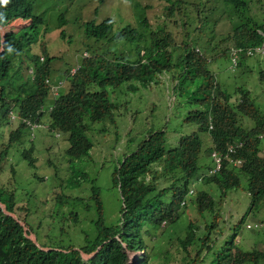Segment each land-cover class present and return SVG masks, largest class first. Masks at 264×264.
Segmentation results:
<instances>
[{
	"label": "trees",
	"instance_id": "16d2710c",
	"mask_svg": "<svg viewBox=\"0 0 264 264\" xmlns=\"http://www.w3.org/2000/svg\"><path fill=\"white\" fill-rule=\"evenodd\" d=\"M155 1L159 2L157 5L163 13V24L155 30L150 27L146 36L125 25L109 37L107 18L99 22L89 19L79 24L82 51L75 50L79 66L66 77L65 87L59 91L49 111L44 110L48 89L43 79L50 76L51 59L61 58L49 55L44 41H38L40 30L47 31L46 26L37 29L46 24L40 14L33 13L38 1L10 0L0 6V26L13 18H30L25 27L6 30L0 37V47L1 43L3 47L0 51V124L8 128L4 148L0 151V164L9 149H13L19 150L27 165L33 167L34 145L28 140V130L24 125L12 127V123L7 122V112L13 108L22 116L45 122L46 134L58 132L65 137L64 154L71 162L66 166L70 172L66 180L70 187L80 186L87 181L79 164L92 147L88 134L91 126L109 120L111 111L118 105L125 106L123 94L148 92L166 73L172 76L170 91L172 99L177 100L172 104L178 112L184 109L182 121L193 123L196 128L179 135L171 148L165 147L163 127L147 129L129 138L128 149L116 159L110 172V185L117 192L118 214L111 222L106 221L99 186L92 183L88 196L93 202L91 207L81 202L82 199L77 202H81L83 209L92 210V217L88 225L80 228L81 234L74 237L75 244L48 245L38 241L36 230L17 213L14 192L0 184V264H147L149 238L156 231L163 235L164 227H161L175 222L185 203L193 205L201 223L198 218L188 219L184 236L177 238L184 252L183 260L186 258L184 264H264V249L243 250L236 245L235 236L245 214L238 218L230 215L227 226L222 217V206L226 198L236 197L235 190L247 195V213L264 200V114L248 89L236 86L231 95L209 68L220 56L228 58L230 66L231 48L261 47L262 50V53L252 51L248 55L237 51L236 64L231 71L241 67L249 57L264 56V18L255 16L256 7L263 11L264 0H225L233 8L230 16L240 21L226 35L217 38L214 47L209 48L210 55L208 45L203 46V52L195 51L196 44L202 45L191 37L194 28L189 26L187 30V26L193 13L191 7L200 33L206 22L204 15L213 6L201 1L152 0L153 3L144 8L153 7ZM175 14L180 17L173 20ZM55 17L60 25L68 20L64 12ZM169 21L173 26L178 22L181 31L176 35L166 29ZM140 24L148 26L145 19ZM59 35L68 41L69 36L64 31L60 30ZM112 40L133 42L135 57H126V45H117L114 49ZM36 42L39 48L34 51L36 47L30 46ZM141 44L144 46L139 53ZM85 50L87 56L79 57ZM23 53L27 66H35L32 79L27 73L19 72ZM39 56H43L40 64L37 63ZM74 63L65 64L61 70L63 76ZM256 75L264 83V69L257 70ZM231 97L236 101L231 102ZM243 117L249 118L252 126L243 127L240 123ZM238 141L242 142L241 147L224 157L226 145ZM13 142L18 144L12 145ZM212 151L221 155V165L216 172L208 174L213 166ZM55 198L57 204L52 216L77 222L74 205L61 212L60 198ZM257 225L261 226L253 224ZM251 226L246 224L245 228L251 229ZM226 230L223 242L215 248L214 241ZM29 232L34 234L37 244L28 238ZM128 248H141L142 252L130 261ZM81 254L87 258H80ZM163 254L159 255L162 259Z\"/></svg>",
	"mask_w": 264,
	"mask_h": 264
},
{
	"label": "rangeland",
	"instance_id": "374dc122",
	"mask_svg": "<svg viewBox=\"0 0 264 264\" xmlns=\"http://www.w3.org/2000/svg\"><path fill=\"white\" fill-rule=\"evenodd\" d=\"M37 1L38 6L34 8L33 13L40 14L41 21L46 22L44 26L39 25L37 29L47 27L46 32L40 30L38 41L44 40L49 55L59 56L61 58V60L51 59V74L53 73L54 75H61V70L65 68L64 66L68 61H75L76 53L78 52L75 50L81 49L79 41V28L81 26L79 24L82 21L93 19L96 20L95 22H98V20L104 17H109L113 22L111 29L112 33H114L126 23L138 27L140 25V17L143 15L146 17L152 29L161 27L164 18L162 11L157 5L159 3L158 1L154 2L153 7L144 8L145 5L153 3L152 0H90L88 2H83L85 0ZM186 1H201L208 6H213L205 15L203 14L206 22L200 33L197 31L198 21L194 17V9L191 7L190 9L193 13L190 15L187 26V30H189V26L194 28L191 32V37L197 38V42L202 45L196 44V49L203 52V46L208 45L207 52L210 55L212 52L209 48L212 49L214 47L217 38L226 35V32L228 30L230 31L234 24L239 23L237 21H240V19H234L230 16L233 8L225 0ZM64 6L65 9L63 8ZM60 12H64L65 18L68 19L62 25H60L59 20L55 17ZM262 13L264 14V8L263 11H260L256 7L255 16L264 18ZM176 17H180V14H175L172 19L176 20ZM17 21L11 25L16 28L26 25L25 21ZM167 24L166 29L170 30L172 34L176 35L181 31L178 22H176L175 26L171 24V21L167 22ZM140 28L141 34H147V28L149 27L141 26ZM60 30L69 36L68 41L60 37ZM203 34L205 36L201 37ZM37 42L34 43L35 47L39 46ZM117 45H126V57L134 58L135 50L133 48V42L112 40L111 46L114 49H117ZM143 46L141 44L139 48ZM30 47L32 48L33 44ZM33 50L36 51L37 49L33 48ZM140 51H142V48ZM84 52L87 53L86 50ZM261 57L263 56L261 55ZM247 61L254 63L255 72L264 69V59H261L258 55L249 57ZM27 64L25 53H23L20 59V73H26L24 67ZM209 68L213 71L215 79L231 95L236 86L248 89L255 104L259 106L264 114V83L258 79L256 73L252 75L247 74L244 71L243 65L231 71L228 58L225 56L217 57L215 61L209 64ZM170 78L172 79L170 74H162L160 76L161 82L152 86L148 92L140 90L130 96H124L123 94L126 105H118L111 111L112 116L109 120H105L103 123L101 121L91 126L88 134L92 141V147L88 155L83 159V162L79 164L81 171L87 176V181L82 182L78 187H70L66 180L70 173L66 166L70 165L71 162L68 161L67 156L64 154V148L66 146L64 136L54 133L53 135L50 133L46 134L44 129H40L36 134L30 135L29 138L33 136L31 140L34 145L31 154L33 167L27 165L26 161L21 157L19 150L15 152L13 149H9L0 164V184L6 190L14 192L16 207L18 208L17 213L19 216L25 218L28 225L30 224L29 227L31 229L34 228L36 230L34 232L37 234L38 241L40 239L41 242L48 245L58 243L66 244L67 242H73L75 244L74 237L81 234L80 228L88 225V220L92 217V210L83 209L80 205L81 202H84L88 208L91 207L93 202L88 199V196L92 183L99 186L106 221H112L114 216L118 214V212L116 213L118 203L117 192L110 185V172L112 166L116 163V159L128 149L126 145L129 138L132 136L137 137L147 129L163 127L165 147L171 148L176 145L179 135L191 133L196 129L195 124L182 121V114L185 112L184 109H179L180 112H178L174 104H172L174 99H172L173 93L170 91V85L172 84ZM235 101V98L231 97V102ZM240 123L245 128L252 126V121L249 118L243 117ZM7 130L8 128L6 129V127L0 124V151L4 148ZM15 144L18 143H12V145ZM235 194L236 197L226 198L222 206V217L226 219L225 226H227L230 215L233 218H238L240 215L245 214L243 223L235 236V241L238 240L236 245L243 250L253 248L256 250L264 249V200L259 202L254 208H250L252 211L247 213L249 201L247 195L239 190H235ZM56 196L60 198L59 210L61 212H66L74 205V210L79 219L77 222L66 219L62 220L52 216L54 206L57 204ZM78 199H82L80 204L77 203ZM179 212V216L175 222L171 225L165 224L161 227V229L164 227L163 235L159 234V231H156L149 238L147 243L149 245L150 257L147 264L185 263L186 258L183 260L184 252L177 244V238L184 236L187 220L196 219L198 216L193 210L191 203H185V207L183 209L181 208ZM197 221L199 223L200 219L198 218ZM19 223L22 224L25 231L28 230L21 221ZM198 223L196 224L202 226ZM256 223H260L261 226L257 225L254 227L253 224ZM246 224L252 225L251 227L253 228L246 229ZM157 235L160 237H157ZM225 235H227V230L216 238L214 241L215 248L223 242ZM27 236L37 244L32 232H29ZM126 252L131 259L130 261H133V258L142 251L141 248H133ZM155 252H158V255L152 257ZM162 254L163 259L159 256ZM80 258L85 259L87 257L81 254Z\"/></svg>",
	"mask_w": 264,
	"mask_h": 264
},
{
	"label": "clouds",
	"instance_id": "9594fccd",
	"mask_svg": "<svg viewBox=\"0 0 264 264\" xmlns=\"http://www.w3.org/2000/svg\"><path fill=\"white\" fill-rule=\"evenodd\" d=\"M88 1H90V0H85V1H83V2H88ZM120 1H125V0H120ZM10 2V0H0V6H4V5H7L8 3ZM104 18H107L109 21H110V29H109V31H108V36L110 37V36H112L113 34H116L123 26H125V25H129L130 27H132V28H134V29H136L139 33H140V30H139V28L141 27V26H145V25H139L138 27H136V26H132V25H130L129 23H126V24H124V25H122L117 31H115L114 33H112V29H111V26H112V19H110L109 17H104ZM104 18H102V19H104ZM145 19V21L147 22V19H146V17H144V15L142 16V17H140V23H141V20L142 19ZM0 19H2V16H0ZM77 19V18H76ZM102 19H100V20H98V22L99 21H101ZM17 20H19V21H17ZM89 20V19H88ZM91 20H93V19H91ZM16 21L17 22H23V21H25L26 22V25L30 22V18H27V19H22V18H19V17H17V18H13V19H11V20H8L4 25H2V26H0V37H2V35L4 34V32L6 31V30H11V31H17V30H19L20 28H22V27H25L26 25H24V26H21L20 28H16V27H14V26H12L11 24H13V23H16ZM86 21V20H85ZM93 21H96V20H93ZM147 24H148V26H145V27H149V28H147L148 29V31L150 30V27H151V25L147 22ZM141 29V28H140ZM152 29V28H151ZM153 30H155V29H153ZM111 34V35H110ZM147 34H148V32H147ZM145 36H146V34H145ZM43 40V39H42ZM44 41V40H43ZM33 45H34V43H33ZM2 43H1V47H0V51L2 50ZM39 47H36L35 49H38ZM196 49V48H195ZM198 50V49H197ZM9 51H11V49H9ZM142 51H139V53H141ZM79 56V55H78ZM85 56H87V53L86 52H82V54L79 56V57H85ZM133 57H135V55H133ZM75 59H76V57H75ZM42 60H43V56H39L38 57V64H40L41 62H42ZM75 63L74 64H72L71 66H70V69L71 68H73V67H76L75 68V70L78 68V66H79V64H78V61H74ZM70 69H68L67 70V73L65 74V76H63L62 75V73H61V77L62 78H59V79H52V78H50V77H45L44 79H43V82H44V84L46 85V87H47V89H49L50 90V87H49V83L50 84H56L57 82H61L60 83V85L58 86V88H57V94L55 95V96H53L52 95V92H51V90L49 91V93H51V95H52V101H54V99H55V97H57L58 96V93H59V91H61V90H63L64 89V87H65V79H66V77H69V76H71L72 74H69V71H70ZM74 70V71H75ZM231 70V69H230ZM233 70V69H232ZM34 71H35V66H32V65H28L27 66V68H26V73L28 74V76H29V78L30 79H32V77H33V75H34ZM45 79H48V83L47 82H45ZM41 110V109H40ZM12 116V117H11ZM22 118H27L28 120H34V119H30L29 117H25V116H22V115H20V114H18V112L15 110V109H10L8 112H7V122L8 123H12V125H17V124H21V125H24L25 127H26V129H27V126L25 125V123H23L22 121H21V119ZM36 121V120H35ZM38 121V120H37ZM38 122H41V123H43L42 121H38ZM44 124V123H43ZM46 125V124H45ZM40 129H44L45 131H46V129H47V125H46V128H37L36 130H34L32 133H30V131L28 130V132H29V136L30 135H33V134H36V132H38ZM54 134H57V135H59V133L58 132H54ZM29 136H28V140H31V138L33 137H31V138H29ZM128 251H130V250H132L131 248H128L127 249ZM126 250V251H127ZM132 257H133V255H131ZM129 257V256H128ZM136 257V256H135ZM135 257L133 258V260L135 259ZM129 260H131L130 258H129Z\"/></svg>",
	"mask_w": 264,
	"mask_h": 264
},
{
	"label": "built area",
	"instance_id": "2783aa9c",
	"mask_svg": "<svg viewBox=\"0 0 264 264\" xmlns=\"http://www.w3.org/2000/svg\"><path fill=\"white\" fill-rule=\"evenodd\" d=\"M195 51H198V50L195 49ZM237 51H241V52H243L246 55L251 54L252 51L262 53L261 47H256L254 50H252V49H245V50H240L239 49V50H237V49L231 48V50L229 51V58L231 60V64H230L229 68L231 70L234 69L235 64H236ZM75 68L76 67L71 68L70 71H69V74H72L74 72ZM45 82L48 83L49 82L48 79H45ZM60 83L61 82H57L56 84H50L49 83V87H50V90H51L53 96H55L57 94V88L60 85ZM21 121L23 123H25V125L27 126V129L30 131V133H32L37 128H46L45 124H43L41 122H38V121H35V120H28L27 118H22ZM210 127L211 126L209 124L208 125V129ZM241 145H242V142H240V141L235 142V143L227 144L226 145V151L224 152L223 156L226 157L228 153L234 152L233 150H235L236 148H240ZM210 155H211V157L213 159V166L209 169L208 174H213L214 172H216L220 168L221 155L218 154V152H216V151H212L210 153ZM237 162H239V161L237 160ZM187 193L188 194L191 193V188L188 189ZM181 205H182V202H181Z\"/></svg>",
	"mask_w": 264,
	"mask_h": 264
},
{
	"label": "crops",
	"instance_id": "0c3cea01",
	"mask_svg": "<svg viewBox=\"0 0 264 264\" xmlns=\"http://www.w3.org/2000/svg\"><path fill=\"white\" fill-rule=\"evenodd\" d=\"M45 46H46V44H45ZM47 48V47H46ZM47 51H48V49H47ZM261 57V56H260ZM248 59V58H247ZM247 59H246V61L244 62V64H243V66H244V71L247 73V74H249V75H252L253 73H256L254 70H255V68H254V63L253 62H248L247 61ZM261 59H264V56L263 57H261ZM52 69V68H51ZM257 76V75H256ZM48 77H50V78H52V79H59V78H62L61 77V75H59V74H56V75H54L53 73L51 74V72H50V76H48ZM49 89L47 90V94H48V98L46 99V108L44 109V110H46V111H49L51 108H52V104H53V101H52V95H51V93H49ZM42 120H45V119H42ZM44 124H46L45 122H43ZM47 125V124H46Z\"/></svg>",
	"mask_w": 264,
	"mask_h": 264
}]
</instances>
